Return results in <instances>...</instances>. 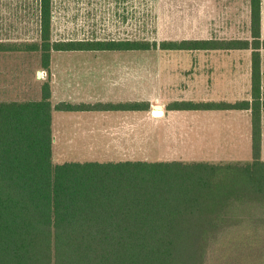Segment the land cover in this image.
Instances as JSON below:
<instances>
[{
    "label": "trees",
    "instance_id": "trees-1",
    "mask_svg": "<svg viewBox=\"0 0 264 264\" xmlns=\"http://www.w3.org/2000/svg\"><path fill=\"white\" fill-rule=\"evenodd\" d=\"M260 2L250 0L249 39L54 41L51 0H40L39 40L22 45L39 51L46 68L53 50L251 49L250 99L166 104L177 110H250L251 159L54 163L53 108L150 104L61 101L53 106L45 82L38 100L0 101V264H207L216 250L227 264L233 256L225 251L236 240L229 236L247 238L250 248L264 242Z\"/></svg>",
    "mask_w": 264,
    "mask_h": 264
},
{
    "label": "crops",
    "instance_id": "crops-1",
    "mask_svg": "<svg viewBox=\"0 0 264 264\" xmlns=\"http://www.w3.org/2000/svg\"><path fill=\"white\" fill-rule=\"evenodd\" d=\"M119 1L51 0L52 40H130V38L122 39L115 38L114 35L109 36V32L94 31L90 23V19H94L96 16L105 20L117 17ZM230 2L231 11L243 12L247 16L249 36L243 38L249 39L251 35L250 0H231ZM217 3L220 5V10L228 11V3H220L217 0L208 2V10L216 8L215 11L218 12ZM198 6L200 11L205 10L206 6L203 4V0H199ZM130 7L132 12L133 0H131ZM260 12V35L264 39V0L260 2ZM9 20H17L14 28L19 29H16L19 33L27 31L28 20H34L35 36L30 39L21 36H5L8 26H11ZM39 20L40 0H0V36H2L0 37V101L38 100L42 96V85L45 82L50 85V99L53 106L61 101L117 103L146 100L149 102L151 99L165 98L169 91L177 94L174 100H191L181 95L185 94L187 89H195L196 94H203L211 89V96L199 99L202 101L250 99L251 49H244L249 51V57L245 60L210 58L207 60L192 59L184 62L116 57L121 52L129 54L128 52L134 50H53L49 68H46L42 66L39 51L28 50L22 45L39 40ZM63 20H72L68 24L67 32H63V27H66ZM80 20L85 21L81 23ZM87 28L91 30L89 31ZM199 51H217V49ZM263 52L264 49H261L260 73L264 95ZM241 84H243L242 91H240ZM229 97L232 99H228ZM228 110L243 111L245 116L248 113L249 122L247 133L245 130L244 142L245 146L248 144L251 149V116L248 109L177 110L167 109L166 105L148 106L146 109L98 107L57 110L53 108L51 111L52 158L65 156L67 154L65 147H69L70 151H73L71 148H90V150L98 148L94 155H90L91 159L81 158L65 161H102L96 157L101 154L106 156L107 148L113 153L117 152L120 156H126L133 154L135 148L139 149L142 146L140 139L147 137L144 135L145 130L162 129V124L167 119L171 120L170 116L173 113L197 111L203 114L206 111ZM196 122L201 127L198 134L199 141L204 142L206 133L211 130L215 135L214 118L206 119L205 116H202L198 117ZM53 145L55 146L54 150ZM82 151H79L77 155L81 153L82 156H86L85 154H88L87 150L83 149ZM198 154L204 153L199 152ZM261 157L264 159V106L262 110ZM105 161H119V159Z\"/></svg>",
    "mask_w": 264,
    "mask_h": 264
},
{
    "label": "rangeland",
    "instance_id": "rangeland-1",
    "mask_svg": "<svg viewBox=\"0 0 264 264\" xmlns=\"http://www.w3.org/2000/svg\"><path fill=\"white\" fill-rule=\"evenodd\" d=\"M212 0H203L205 10H199V0H133V9L131 12V0H120L117 3L118 12L117 17L110 19H101L98 16L90 19L94 31L109 32V36L115 38H130L133 40H146V41H160L164 39L181 40L189 38H231V37H248V19L243 12L231 11V0H217L220 3H228V11L220 10V5L217 3L218 12L208 10V2ZM207 8V10H206ZM215 11V12H214ZM119 15V16H118ZM62 21V20H61ZM66 27H63V32H67L68 24L72 20H63ZM85 20H80L84 23ZM17 20H9L11 26H8L5 36L18 37L21 36L25 39H30L35 36V21L28 20L29 28L27 31L19 33L14 28ZM89 22V20H88ZM83 28V27H82ZM91 28V27H89ZM87 28V30H91ZM19 30V29H17ZM23 31V30H22ZM1 33V32H0ZM1 35V34H0ZM2 37V36H0ZM127 53H120L116 57H133L140 60L148 59H166V60H179L186 61L192 59L207 60L210 58L216 59H241L245 60L249 57V51L245 50H218L217 51H199V50H134ZM264 59V52L262 55ZM218 81V80H217ZM194 85V84H191ZM212 85V84H210ZM218 86V84H215ZM241 84L240 91L243 89ZM221 92V91H219ZM211 89L205 91L203 94H196V90H188L182 97L199 100L202 97L211 96ZM232 96V95H230ZM177 94L169 91L165 98L151 99L150 106L163 105L167 102L176 99ZM219 97V96H217ZM228 99H232L229 97ZM241 112V113H240ZM248 113L243 111H210L201 112L197 111H181L173 113L170 116L171 120H166V124H162V129H147L145 134L147 137L140 139L142 145L139 149L135 148L133 154L126 156L113 153L108 150L106 156L103 154L97 155L96 159L104 162L107 159H145L148 161L156 160H184L195 161L205 160L210 162H228L240 161L245 162L251 159V149L248 144L245 146L244 134L248 129ZM214 118L215 119V135L213 131L206 133L204 142L199 141V130L201 127L197 125L198 117ZM169 118V117H168ZM154 124V123H152ZM206 130L204 129V132ZM201 138V137H200ZM164 143V144H162ZM156 144V145H155ZM161 144V145H158ZM67 154L60 158H52L54 163H61L60 160H71L90 158V155L96 153V149L78 148L79 151L87 150L88 154L82 156L78 149L65 147ZM55 146L53 145V150ZM84 152V151H82ZM199 152L204 154L200 155ZM72 154V155H70ZM70 155V156H68ZM59 159V160H58ZM234 237L233 242L228 244L225 255L233 256L229 259L227 264H264V242L252 248L247 247V238L238 234ZM241 241V242H240ZM226 245V243L224 244ZM218 244L216 245L217 248ZM223 250V246L219 244ZM233 252V253H232ZM224 253V251H223ZM234 254V255H233ZM218 258V251L214 252L209 258L207 264H221ZM222 259V258H221Z\"/></svg>",
    "mask_w": 264,
    "mask_h": 264
}]
</instances>
